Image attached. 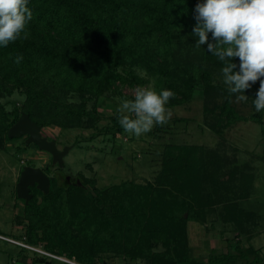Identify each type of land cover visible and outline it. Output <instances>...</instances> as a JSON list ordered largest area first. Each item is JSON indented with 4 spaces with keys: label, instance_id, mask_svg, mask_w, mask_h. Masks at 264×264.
<instances>
[{
    "label": "trees",
    "instance_id": "16d2710c",
    "mask_svg": "<svg viewBox=\"0 0 264 264\" xmlns=\"http://www.w3.org/2000/svg\"><path fill=\"white\" fill-rule=\"evenodd\" d=\"M203 2L29 0L33 18L26 29L28 38L0 47V147L15 140L8 137V131L22 113L42 129L55 126L67 130L95 124L99 119L97 108L89 109V104L120 86L146 84L141 73L157 78L175 98L197 89L211 99L213 94L225 92L218 125L231 128L253 122L262 127L264 134V111L250 117L241 115L234 104L235 96H229L222 82L223 62L207 51V44L194 47L195 7ZM21 55L22 62L16 64L15 58ZM232 62L239 64L238 58ZM258 90L259 81L245 91L248 103L252 104ZM14 94L24 97L23 108L7 111L1 99ZM72 95L79 96L81 102L72 103ZM111 130L124 132L118 116L112 117ZM209 154L210 171L197 166L198 162L192 164L195 157L189 156L190 151L175 165L168 168L173 161L168 164L166 173L157 180L158 186L124 182L95 197L87 193L89 180L56 174L50 178L48 193L37 187L31 191L33 196L24 207L26 242L24 246L17 245L21 254L33 252L30 264L56 261L36 248L81 264H98L97 253L121 255L129 263L142 260L147 264H206L205 258L191 257L187 238L188 222L206 223V211L215 202L210 195L195 196L201 173L209 177L216 192L226 189L232 194L228 185L238 183L248 188L250 182L238 181L241 174L235 172L241 173L239 166L230 172L232 178L221 180L219 153ZM241 176L252 180L249 175ZM240 194L246 197L239 196L226 206L223 222L236 224L237 237L245 234L250 240L254 234L246 224L252 216L237 203L249 197L248 190ZM88 202L89 208L85 209ZM236 243L235 255H212L207 257L208 263L263 264L262 250L242 248L240 240ZM158 247L163 250L158 251ZM28 259L27 255H19L18 259L10 256L8 264H27Z\"/></svg>",
    "mask_w": 264,
    "mask_h": 264
},
{
    "label": "rangeland",
    "instance_id": "374dc122",
    "mask_svg": "<svg viewBox=\"0 0 264 264\" xmlns=\"http://www.w3.org/2000/svg\"><path fill=\"white\" fill-rule=\"evenodd\" d=\"M140 75L145 79L146 84L120 86L119 90L106 93L89 104V109H93L94 106L97 108L99 119L95 124L85 123L80 128L67 130L55 126L42 129L43 136L50 141H55L59 150L70 147L64 156L63 167L59 168V171H57L58 164L52 162L51 154L39 150L33 144L26 145V136L5 142L0 147V264H8L11 261L10 256L18 259L19 255H27L28 262L34 256L30 251L21 254L18 247L26 242L24 231L27 222L24 219L23 201L17 199L15 189L26 167L41 169L49 178L59 173H65L74 179L81 176L86 181H90L87 184V193L95 197L101 191L120 186L124 182L137 185L156 183L158 186L157 180L166 173L168 164L173 161L168 168L175 165L179 159L190 154V151L189 156L195 157V161L191 163L198 162L197 166L203 165L206 170L210 168L209 152L219 153V163L223 165V170L219 174L221 180L232 178L230 172L238 166L241 173L236 171V175L246 174L252 177V180H247L248 178L245 179L241 175L237 177L242 184L245 180L250 181L248 188H242L237 185L238 183L228 185L229 189L236 193L234 196V192L230 194L231 192L226 189L216 192V186L210 183L212 181L209 177L206 178V175L201 173L200 189L196 191L195 196L207 198L210 195L209 197L215 202L206 211V223L188 222L187 238L190 247L202 248L203 251L204 248L209 247L207 249L209 250L210 243L216 244L214 239L224 236L233 245L240 240L241 246L253 247L257 250L261 248V256L264 257V134L262 127L253 122L238 123L231 128L219 126L217 116L227 93L220 91L218 94H213L211 99L202 90L197 89L190 95H179L177 98L174 95V98L170 99L167 107L171 111V117L166 125L156 126L151 132L139 138L125 131L113 133L112 117L119 116L117 108L121 101L134 98V89L137 86H150L157 92L168 90L157 78H151L145 73ZM24 101V97L18 94L1 99L7 111H12L14 108L21 110ZM70 101L81 102L77 95L70 96ZM234 104L237 111L245 117L257 113L252 104L247 101L236 102L235 100ZM195 169L197 170V167ZM192 183L196 185L198 181L192 180ZM237 186H239L238 189ZM213 188L215 191L212 192ZM246 190L249 197L238 200L237 203L252 216L249 221L242 219L243 222L248 221L246 225L254 234L250 240L245 234L240 238L237 237L239 232L236 230V224L229 225L223 222L226 206L239 196L246 197L240 194ZM88 208L89 202L85 206V209ZM78 210H81V206ZM243 215L239 214L242 218ZM3 238H10V241ZM11 239L19 244H14ZM36 250L41 254L44 253L41 248ZM157 250L162 251L163 248L158 247ZM95 260L98 264L128 263V259L126 260L124 256L113 253H97ZM135 264L147 263L140 260Z\"/></svg>",
    "mask_w": 264,
    "mask_h": 264
},
{
    "label": "clouds",
    "instance_id": "9594fccd",
    "mask_svg": "<svg viewBox=\"0 0 264 264\" xmlns=\"http://www.w3.org/2000/svg\"><path fill=\"white\" fill-rule=\"evenodd\" d=\"M28 4L29 0H0V47L28 38L26 29L33 18ZM195 13L194 47L207 44V51L223 62L222 82L236 102H246L245 91L259 81L252 104L257 113L264 111V0H204L197 3ZM237 58L238 65L232 62ZM22 60L21 55L14 62ZM174 95L171 90L137 86L134 98L121 101L117 108L120 127L139 138L166 125L171 117L167 105Z\"/></svg>",
    "mask_w": 264,
    "mask_h": 264
},
{
    "label": "water",
    "instance_id": "95a60500",
    "mask_svg": "<svg viewBox=\"0 0 264 264\" xmlns=\"http://www.w3.org/2000/svg\"><path fill=\"white\" fill-rule=\"evenodd\" d=\"M25 136L27 137V146L33 144L39 150L48 152L52 155L53 164H58L60 168L63 167L64 156L68 153L70 147H65L63 151H60L55 141H50L43 136L42 127L33 122L28 114L22 113L18 122L9 129L8 137L10 139H20ZM34 186H37L40 191L48 193L50 178L41 169L26 167L16 187L17 197L25 200L28 204L32 198L30 188Z\"/></svg>",
    "mask_w": 264,
    "mask_h": 264
},
{
    "label": "crops",
    "instance_id": "0c3cea01",
    "mask_svg": "<svg viewBox=\"0 0 264 264\" xmlns=\"http://www.w3.org/2000/svg\"><path fill=\"white\" fill-rule=\"evenodd\" d=\"M214 241L216 242V244L214 245V244L210 243V249L209 250H207L209 247L206 249L204 248V251L202 248L190 247L191 257L192 258H205V263L209 264L208 258L212 257V255L232 254L233 252L237 253L236 252V245H233L232 243H230V241H228L224 236L222 238H219V239H214ZM237 241H239V240H237ZM241 247L242 248H250L247 246H241ZM206 250H207V252H206ZM258 250H262V249L260 248ZM241 262L242 261H231L229 264H240ZM30 263H31V261L27 262V264H30ZM52 264H67V263L56 260L55 262H52ZM126 264H131V263L128 262Z\"/></svg>",
    "mask_w": 264,
    "mask_h": 264
},
{
    "label": "built area",
    "instance_id": "2783aa9c",
    "mask_svg": "<svg viewBox=\"0 0 264 264\" xmlns=\"http://www.w3.org/2000/svg\"><path fill=\"white\" fill-rule=\"evenodd\" d=\"M3 239H5L7 241L8 240L10 241V238L9 239L8 238H3ZM12 241H13L14 244H19V242H16L15 240H12ZM43 254H46L49 257L55 258L56 260L64 262V263H67V264H81V263L76 262L75 260H70V259L66 258L65 256L52 255V254L45 253V252ZM263 264H264V261H263Z\"/></svg>",
    "mask_w": 264,
    "mask_h": 264
},
{
    "label": "flooded vegetation",
    "instance_id": "af4514ba",
    "mask_svg": "<svg viewBox=\"0 0 264 264\" xmlns=\"http://www.w3.org/2000/svg\"><path fill=\"white\" fill-rule=\"evenodd\" d=\"M63 150H64V149H63ZM63 150H62V151H63ZM60 151H61V150H60ZM59 168H60V167L58 166L57 171H59ZM18 182H19V181H18ZM16 187H17V185H16ZM35 187H37V186H34V187H31V188H30V194H31V195H32L31 191H32V189L35 188ZM15 193H16V189H15ZM32 196H33V195H32ZM16 197H17V193H16ZM17 199H19V198L17 197ZM21 200L23 201V203H22V204H23V207H25V205H27L26 201L23 200V199H21Z\"/></svg>",
    "mask_w": 264,
    "mask_h": 264
}]
</instances>
